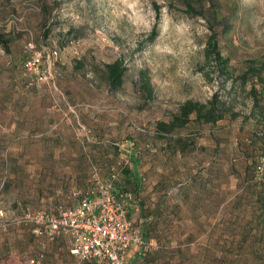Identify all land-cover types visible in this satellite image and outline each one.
Here are the masks:
<instances>
[{"label":"rangeland","instance_id":"rangeland-1","mask_svg":"<svg viewBox=\"0 0 264 264\" xmlns=\"http://www.w3.org/2000/svg\"><path fill=\"white\" fill-rule=\"evenodd\" d=\"M211 30L220 53L228 58V79L203 62ZM0 33L7 40L6 49L0 46V147L30 160L27 176L22 178V169L9 173V193L19 203L2 219L35 208L37 197L45 195V182L29 179L33 165L53 163L54 177L52 170L45 177L55 178L58 185L67 175L62 173L66 165L69 174L80 173L85 185L91 167L107 179V164L117 160L111 143L132 138L141 187L127 214L153 248L131 262L201 264L200 257L210 253L203 249L213 251L219 235L214 227L235 221L230 219V203L243 192V200L253 196L251 185L264 178V172L250 175L264 150V0H0ZM29 42L56 51L47 68L59 76L28 83L22 64ZM118 58L125 66L123 80L120 87L109 89L103 65ZM249 60L262 82L238 78ZM139 70L147 74L150 97L138 87ZM214 92L228 108L221 119L190 121L167 135L155 131V122L167 121L185 99L204 102ZM182 142L185 151L179 150ZM1 167L0 180L8 174L5 165ZM21 182L28 185L22 188ZM202 183L205 198L198 202ZM114 193L122 198L117 189ZM138 201L146 206L142 211ZM156 206L158 228L152 225L156 230L149 234L143 221L152 219ZM201 221L205 228L198 230ZM20 225L9 224L1 231L0 264H27L38 253L30 234L7 235ZM260 237L264 246V234ZM246 241L244 247L255 242L252 236ZM62 249L47 264H73ZM241 249L234 259L247 264L250 257Z\"/></svg>","mask_w":264,"mask_h":264},{"label":"trees","instance_id":"trees-1","mask_svg":"<svg viewBox=\"0 0 264 264\" xmlns=\"http://www.w3.org/2000/svg\"><path fill=\"white\" fill-rule=\"evenodd\" d=\"M154 28L151 29L150 31V36L148 38V41H151L152 37L154 36ZM6 43L7 40L3 38V35L0 33V46L2 48L6 49ZM202 55H203V62L204 63H210L212 67L216 69L217 75H222L224 79H228L230 76V71L228 69L229 64H228V58L226 56H223L220 53V50L217 46V40H216V32L211 30L210 33L208 34L205 45L202 49ZM28 55L25 56L24 59H26ZM254 62L249 60L247 61V66L245 69L238 74V78L244 82L248 76L254 77L259 79L261 82L263 81L260 78V71L258 68H256L254 65ZM104 67V77L106 81V85L109 89H116L120 87L122 80H123V75L125 72V66L122 62L121 59H114L111 62L105 63L103 65ZM201 70V68H199ZM138 87L140 91L144 94L146 97L151 96V86L147 77V74L139 70L138 72ZM251 93L254 95V89L251 87ZM253 103H256V97L255 95L253 96ZM228 108L224 105V102H221L220 100H217V94L214 92L210 98H208L204 102H200L197 100H191V99H185L182 101L180 104H178L177 109L174 113H172L167 121L159 120L155 122V131L160 133L161 135H167L174 131L175 129H179L184 127L188 122L192 121L194 123H213L219 119H221ZM192 116V118H191ZM25 137V136H23ZM264 140V139H263ZM179 142V140H178ZM112 148L114 149V152L117 156V149L113 142L111 143ZM186 143L182 142L179 145V150L185 151ZM264 153V150L262 151V154ZM5 154V158L3 159V155ZM0 155L2 156L0 160V168L2 164L5 165V168L8 171L7 176H4L2 180H0V208L4 210V212L10 211L12 214L13 211L15 210V205L19 203L18 198L15 195H12L9 193V188L10 184H12L11 180L12 178L10 177V174L12 172H15L16 170L22 169V178L24 176H27V173H25L27 170V167L30 165V160L26 159L24 157V154L21 152H12L9 151L6 148L0 147ZM7 155V156H6ZM112 163L107 164V171L109 170V166ZM54 165L53 163H48V162H43V164H36L33 165L34 173L29 175V179L31 181L34 180V178L41 179L45 182L44 185V190L47 192H55L52 194L50 197L48 196V192L45 193L44 191V196L37 197L38 204L36 205L35 208H31L30 210L34 209H52L56 204H62V205H70L74 204L76 200L74 198H69V191L70 190H75L77 192H82L87 183L83 185V182L81 184V181H85L83 177L80 176V173H75V174H69L66 165H63V171L62 173L65 176L63 182L61 181L60 185L56 183V179L54 180H47L45 176H49V174L52 173L50 176L54 177ZM256 162L251 166V171L250 175L253 176V171L255 168ZM79 167V166H78ZM77 167V168H78ZM76 168V170H77ZM118 171L121 172L120 176L117 173L115 178L113 179V189L119 192L120 196L125 192L130 193L128 188H130L133 193L134 197L131 195L130 198V204L134 203V199H136L141 183H140V176L138 174V160L134 157H130L129 164L126 166H123L118 169ZM18 172V171H17ZM10 173V174H9ZM44 175L42 178H40V175ZM100 175V174H99ZM34 176V178H33ZM122 176V178H121ZM81 177V178H79ZM101 177V176H100ZM254 180V179H253ZM255 181V180H254ZM243 181L237 182V184H241ZM247 182V181H246ZM246 182L245 185L247 184ZM257 185L253 186L251 185L250 191L253 196L248 198V195L244 199V195L247 192H243L242 194H238L234 200L230 203L229 207V213L231 214V218L235 221L230 222L229 227H220V226H215L214 230L218 231L219 235L217 239H215L213 244L214 246H211L210 251L209 248L203 249V252H210L207 253L205 256L200 257L201 259V264H237L236 258L238 251H241V248H245L247 251L246 255L250 257L249 260H247V264H264V246L262 239L260 235L264 234V227H263V221H264V178L262 180L259 179V181H256ZM29 184L30 181H27ZM22 188H24L25 185L28 184H23ZM27 187V186H26ZM202 189L201 192L202 194L197 195V200L198 202L201 200H204L205 198V185L202 183ZM245 191H247V186H244ZM254 189V190H253ZM40 192H43L42 189H39ZM24 193V189L22 190ZM4 194L1 196V194ZM198 193V190H197ZM11 196V197H10ZM2 197H6L2 198ZM253 197V200L251 198ZM36 198V199H37ZM159 197L156 198L155 203H157L160 200H158ZM24 196H21V201L24 202ZM245 201V204L243 203ZM217 202V200H216ZM258 202V203H257ZM137 207L141 210L143 206L142 201H138ZM156 205V204H155ZM156 212H154V216H152V212H149V216H152V219L149 222H144L143 221V226H145L146 231L150 233L154 232L155 230H151L153 228L152 225H156L155 219L158 214L157 206ZM14 209V210H13ZM142 211V210H141ZM147 212V208L145 210ZM151 218V217H150ZM243 218L244 220L239 221L238 219ZM204 220V219H203ZM255 220L258 221V225L255 224ZM146 225H151L152 227L148 228ZM158 228V225L155 226ZM8 228V227H7ZM205 225H203V222H199L198 230L204 229ZM209 227V231H210ZM6 230V229H5ZM1 231H4L0 229V236H4V234L1 233ZM214 231V232H215ZM12 232L16 233L17 235H22V237H27V234L29 235V228L24 225H20V228L15 229V231H11L10 234L7 235H12ZM140 234L142 233L139 229ZM31 235V234H30ZM30 235L28 238H30ZM142 235V234H141ZM143 235H145L143 233ZM142 235V236H143ZM32 236V235H31ZM225 236V239L222 237ZM229 236V237H228ZM248 236H252V241L253 242L251 245H248L247 247H244L247 243V238ZM1 240V237H0ZM58 241L62 242V246L58 243ZM206 240L204 239L201 243L204 244ZM7 248H9L11 251L13 249L8 245V243L5 244ZM46 245V246H45ZM253 245V246H252ZM60 246L65 248L66 253L69 257H71L68 254L67 247L65 241L62 240V238H58L54 241L51 242H46L44 245L39 247L38 245L36 246V251L38 253L35 254L31 257L34 261L33 264H44L45 261H49L51 257H53V252L54 248ZM52 248V250H51ZM263 250V251H262ZM253 251V252H252ZM14 252V251H13ZM213 252V253H211ZM14 254V253H13ZM142 254V255H141ZM139 260L145 256L144 253H141ZM26 257V256H25ZM91 263V262H90ZM87 264V263H86Z\"/></svg>","mask_w":264,"mask_h":264},{"label":"built area","instance_id":"built-area-1","mask_svg":"<svg viewBox=\"0 0 264 264\" xmlns=\"http://www.w3.org/2000/svg\"><path fill=\"white\" fill-rule=\"evenodd\" d=\"M27 50L28 57L22 65L28 83H43L59 76V72L51 74L47 68V60L56 57L54 49L38 48L29 42ZM113 144L117 149V160L109 166L108 178H101L98 170L91 167L85 189L69 191V198L76 200L74 204H56L52 209H27L5 220L2 219L5 212L0 208V229L5 230L9 224L27 226L39 247L63 238L73 264H134L131 259L152 249L153 242L143 238L139 228L129 219L130 193L124 192L122 198H118L113 190L112 181L118 169L129 164L134 140L125 138ZM263 172L264 153L253 173L262 175ZM33 263L32 258L27 260V264Z\"/></svg>","mask_w":264,"mask_h":264},{"label":"crops","instance_id":"crops-1","mask_svg":"<svg viewBox=\"0 0 264 264\" xmlns=\"http://www.w3.org/2000/svg\"><path fill=\"white\" fill-rule=\"evenodd\" d=\"M262 91L264 92V88H262ZM66 247H67V245H66ZM63 247H60V246H57V247H55L54 248V253H52L53 254V258H56L57 257V252H59L60 250H63L62 249ZM65 249V248H64ZM68 255H66V257H67ZM69 257V256H68ZM69 258H71V257H69ZM49 261H45L44 262V264H47V263H50L51 262V260L52 259H48ZM86 264V263H85Z\"/></svg>","mask_w":264,"mask_h":264}]
</instances>
